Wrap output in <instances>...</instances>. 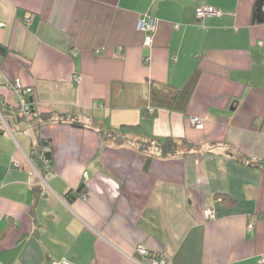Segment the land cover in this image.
Instances as JSON below:
<instances>
[{
	"label": "crops",
	"instance_id": "0c3cea01",
	"mask_svg": "<svg viewBox=\"0 0 264 264\" xmlns=\"http://www.w3.org/2000/svg\"><path fill=\"white\" fill-rule=\"evenodd\" d=\"M254 1L0 0V101L22 102L11 87L20 79L39 118L28 130L0 111V222L14 221L0 264H150L140 245L166 264H264V24L251 23ZM203 5L217 13L198 19ZM148 15L151 46L137 27ZM191 80L190 96L167 94ZM155 136L201 151L139 149ZM38 137L52 142L44 174L31 159Z\"/></svg>",
	"mask_w": 264,
	"mask_h": 264
},
{
	"label": "trees",
	"instance_id": "16d2710c",
	"mask_svg": "<svg viewBox=\"0 0 264 264\" xmlns=\"http://www.w3.org/2000/svg\"><path fill=\"white\" fill-rule=\"evenodd\" d=\"M251 23L252 24H264V0H255L253 3V8H252V15H251ZM0 52L2 54H6L7 52V48L2 46L0 44ZM191 84L186 86L185 88L181 89V90H168L167 94H172L173 96H171L173 98L174 101H176L178 95H191L192 92V86H193V82L191 80L190 82ZM165 89V88H164ZM22 94V98L30 105L32 111H33V118L32 120H30V122L27 121V119L25 117H22L20 115V111H21V106L20 104L17 106H10L8 104H5L2 100L0 101V111L3 117H5L8 121V123H10V121L8 120L9 115L11 116V122L10 124L12 125H17L20 126V128H24L27 127L29 125V127H32V124L35 120H38L39 118L36 116V114L34 113L35 111L32 108V101L29 97L28 93H24L23 91L21 92ZM165 93V92H164ZM22 99V100H23ZM154 109L153 114L156 112V109ZM150 110V109H149ZM52 115L51 113H42L40 115L41 120H48L51 119ZM60 117H66L64 115H60ZM61 120V119H60ZM72 121L71 124L74 126H83L81 123H79L78 121L71 119ZM13 128V127H11ZM32 132V131H31ZM33 136V134H32ZM138 147L141 151L143 152H148L150 153V151H155L156 153H158L160 155V157H170V156H175V155H184L186 153H189L191 151H201V148L199 145H196L190 141H188L187 139L184 138H175V137H151L147 140H141L138 141ZM46 147L49 148V150H46ZM31 159L33 160V162L35 163V165L37 166V168L41 171L42 174H44L45 170L47 167H50L52 164V160H53V151H52V142L51 140H46V139H42L40 137L37 138V140H35L34 145H33V149H32V155H31ZM153 159V154H149L146 160V168L149 167L151 161ZM84 183L81 184V186L75 191L76 193H82L84 192ZM41 192L40 187L36 186L33 188V194H39ZM73 191H70L67 196L69 198H73L74 194ZM14 225V221L6 218L5 221H1L0 222V242L1 240L5 237V235L7 234L8 230L10 229V227H12Z\"/></svg>",
	"mask_w": 264,
	"mask_h": 264
},
{
	"label": "built area",
	"instance_id": "2783aa9c",
	"mask_svg": "<svg viewBox=\"0 0 264 264\" xmlns=\"http://www.w3.org/2000/svg\"><path fill=\"white\" fill-rule=\"evenodd\" d=\"M217 11L211 6L203 5L199 6L196 9V16L198 19H203L208 15H213L216 14ZM138 29L142 32L145 33V40L144 44L145 46H151L153 44V38H154V33L156 31V26H155V20L152 16L148 15L145 19H142L138 22L137 25ZM99 53V52H98ZM11 87L15 89L18 92H24L25 94L32 93L33 89L30 87H24L20 79H15V81L11 82ZM21 106V111L20 115L22 117H25L27 121L32 120L33 118V111L30 107V105L23 99L22 102L20 103ZM150 112H154V109L151 108ZM192 122L196 127H202L203 126V121L198 118H192ZM46 150H49L48 147H46ZM205 216L207 219H212L215 217V213L213 209H207L205 210ZM253 229V225H249V230ZM137 253L145 258H148L150 261V264H166L165 259L162 256H156L152 254L145 246L140 245L136 248ZM52 264H75L73 261L63 258V259H56L53 260Z\"/></svg>",
	"mask_w": 264,
	"mask_h": 264
},
{
	"label": "rangeland",
	"instance_id": "374dc122",
	"mask_svg": "<svg viewBox=\"0 0 264 264\" xmlns=\"http://www.w3.org/2000/svg\"><path fill=\"white\" fill-rule=\"evenodd\" d=\"M2 119H3V121H4V117H2ZM28 122H30V121H28ZM27 128H28V130H29V125L27 126Z\"/></svg>",
	"mask_w": 264,
	"mask_h": 264
}]
</instances>
